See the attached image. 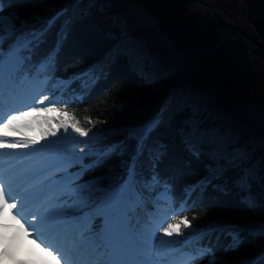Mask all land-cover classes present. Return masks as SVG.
Wrapping results in <instances>:
<instances>
[{"label": "snow or ice", "instance_id": "1", "mask_svg": "<svg viewBox=\"0 0 264 264\" xmlns=\"http://www.w3.org/2000/svg\"><path fill=\"white\" fill-rule=\"evenodd\" d=\"M31 2L0 0V149L35 145L36 137L22 142L6 139L21 128L33 130L34 125L41 137H56L61 128L89 137V131L67 112L58 110L53 101H48L53 106L39 110L27 103L31 98L44 104L49 86L66 87L76 80L85 86L89 81L95 84L121 58L140 67L146 79L153 78V73L142 69L139 47L114 36L116 42L101 62L70 78L62 77L72 18L57 27L66 8L51 16L23 12L20 5ZM17 105L29 110H20ZM183 106L176 93L169 91L150 113L122 127L97 129L81 143L89 144L98 136L102 142L87 150L81 148L83 156L78 157L75 171L57 176L53 169L58 170V166L52 164L27 173L25 180L30 187L21 201L12 196L11 184L4 183L6 174L0 177V229L12 227L2 222L7 214L18 232L31 237L32 232L25 227L30 216L36 233L33 242L39 238L38 246L43 244L42 250L49 255L55 253L58 264H194L196 259H203L205 264H264V221L219 219L195 226L186 216L168 221L169 206L173 216L177 209L194 210L204 202L209 187L224 197L231 196L242 207L264 214V204L252 193L257 180L264 188V157L253 160L248 151L230 147L222 136L201 129L196 120L177 126L174 117ZM33 112L45 116L21 123ZM177 138L183 155L173 151ZM57 144L58 140H50L33 151L50 150ZM85 157L92 159L85 161ZM200 166L205 174L190 181ZM153 210L163 217L159 223ZM182 228L189 231L185 233ZM253 240L258 243L250 247ZM194 242L198 245L195 252L188 247ZM7 254L6 249L0 253Z\"/></svg>", "mask_w": 264, "mask_h": 264}, {"label": "trees", "instance_id": "2", "mask_svg": "<svg viewBox=\"0 0 264 264\" xmlns=\"http://www.w3.org/2000/svg\"><path fill=\"white\" fill-rule=\"evenodd\" d=\"M67 1L70 0H33L20 8L27 14L46 16L47 10ZM241 1L249 10V23L264 39V0ZM146 5L161 11L145 12L142 7ZM174 5V0H96L92 4L86 0L76 9L75 15L79 13L72 19L66 40L62 77L101 62L116 42L113 36L131 40L136 46L147 37L146 45L153 47L150 53L161 57L158 67L150 65V58L141 61L144 69L153 73L152 79H145L140 67L121 58L80 110L110 128L122 127L150 113L162 95L175 90L182 72L198 62L201 68L186 82L189 89L180 92L184 106L176 113L175 124L182 126L196 120L201 129L222 136L230 147L248 151L253 160L264 157V54L231 30L208 28L197 20L191 22ZM234 5L222 2L221 11L232 9L234 13ZM190 22L192 31L187 30ZM214 43L216 50L212 49ZM172 148L177 155H183L178 138ZM205 171L200 166L188 179L194 181ZM252 193L264 204L261 181L253 183ZM185 216L193 226L219 219L264 221V214L242 207L231 196L224 197L212 187L204 202L182 217ZM257 243L253 240L249 246L255 247Z\"/></svg>", "mask_w": 264, "mask_h": 264}, {"label": "water", "instance_id": "3", "mask_svg": "<svg viewBox=\"0 0 264 264\" xmlns=\"http://www.w3.org/2000/svg\"><path fill=\"white\" fill-rule=\"evenodd\" d=\"M183 1L193 6L200 7L201 9H204L205 11L210 13L212 15V18L205 19V21L208 24L231 29L235 31L238 35H240L241 37L255 44L262 52H264V39L254 29H250V27H245L241 25L238 17L235 20V23H232L223 18V16L219 13V11L215 9L214 7L215 4L210 5L207 2L202 1V0H183ZM231 1L237 3L238 5L244 6V4L240 3L238 0H231ZM196 17L201 18V16H196Z\"/></svg>", "mask_w": 264, "mask_h": 264}, {"label": "rangeland", "instance_id": "4", "mask_svg": "<svg viewBox=\"0 0 264 264\" xmlns=\"http://www.w3.org/2000/svg\"><path fill=\"white\" fill-rule=\"evenodd\" d=\"M175 1V5H174V8H176V10H179V11H182L183 10V7H185V8H187L186 10H187V12L188 13H192L191 11H194V10H199V9H197L196 7H192V5L190 6V4L189 5H186L187 3L185 2V1H183V0H174ZM204 1H206L208 4H210V5H214L215 4V9L217 10V11H219V13L224 17V19L225 20H227V21H229V22H232V23H235V20L237 19V17H238V19H239V22H240V24L241 25H243V26H245V27H250V29H254L255 31H256V29H255V27L253 26V25H251L250 23H249V21H248V17H249V10H248V8H247V6H246V4L244 3V6H245V8H244V6H243V8L241 9L240 8V6L237 4V3H234L235 5V7H234V10H233V12L234 13H232V9L231 10H228V9H225V10H220L221 9V3L223 2L222 0H204ZM180 3H183L182 5L180 4ZM183 6V7H182ZM220 8V9H217V8ZM179 8V9H178ZM181 9V10H180ZM203 11H201V12H206L204 9H202ZM239 14H241V15H239ZM198 15V14H197ZM226 17H228V19L226 18ZM257 32V31H256ZM243 39H245V38H243ZM194 43V42H193ZM251 43V42H250ZM213 44V43H212ZM254 47H256L257 48V46L255 45V44H253V43H251ZM194 45V44H193ZM218 47V46H217ZM216 46H215V43H214V46L212 47V49L213 50H216V48H217ZM212 49L210 50V51H212ZM260 50V49H259ZM261 51V50H260ZM262 52V51H261ZM263 54H264V52H262Z\"/></svg>", "mask_w": 264, "mask_h": 264}, {"label": "bare ground", "instance_id": "5", "mask_svg": "<svg viewBox=\"0 0 264 264\" xmlns=\"http://www.w3.org/2000/svg\"><path fill=\"white\" fill-rule=\"evenodd\" d=\"M188 5H189V4H188ZM184 18H187V17H184ZM190 25H191V24H190ZM192 27H193L192 25H191V26H189V27L187 28V30H188V31H190V29H191V31H192V30H193V29H192ZM198 68H201V67H200V66H198Z\"/></svg>", "mask_w": 264, "mask_h": 264}]
</instances>
